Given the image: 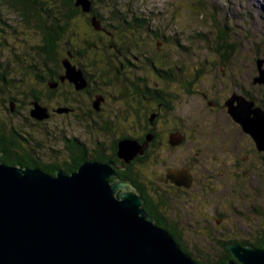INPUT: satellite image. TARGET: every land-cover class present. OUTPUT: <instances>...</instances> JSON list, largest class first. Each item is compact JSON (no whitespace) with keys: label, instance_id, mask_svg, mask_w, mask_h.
Segmentation results:
<instances>
[{"label":"flooded vegetation","instance_id":"obj_1","mask_svg":"<svg viewBox=\"0 0 264 264\" xmlns=\"http://www.w3.org/2000/svg\"><path fill=\"white\" fill-rule=\"evenodd\" d=\"M0 1V45L13 47L12 44L15 42L16 20L13 21L10 18L11 15L14 19L19 16V22L24 28L32 27L33 19L39 23L37 25L44 33L42 45H46L47 52H49L48 46L51 41L59 45L58 40L62 39V36L59 31H50L49 25L52 21L47 24V13L35 10L34 12L26 6L17 8L18 0ZM20 1L26 4L30 0ZM87 19L89 21V15ZM88 26L96 31L91 23L88 22ZM133 26L114 24L107 33L113 36L117 31L133 30L130 29ZM47 28L52 34L47 30L45 34L44 29ZM162 42L170 41L164 37ZM94 43L95 41L87 42L89 45L87 51L94 46ZM132 44L135 50L144 52L140 42L136 41ZM161 44V42L157 43L159 49H163ZM110 46L115 47L120 54L124 51V48L118 46L114 40ZM67 51L60 65L55 64L58 68L52 70L47 68V73L35 71L33 74L34 79L45 87L42 88L43 90H32L30 94L28 103L30 117L25 118L29 121L27 124L29 128H36L46 120L40 121L32 117L31 109L34 102L48 108L49 118L52 115L51 106L46 104V85H48L49 95L54 94L56 89L64 84L72 86L77 94L85 92L89 96L93 95L94 85L89 81V73L74 61L75 56L79 55L73 53L74 50L70 47ZM134 56L138 59L140 57ZM65 58H69L72 64L83 70L88 80L86 88L78 90L68 79L61 80L66 72L63 64ZM44 59L41 57V60ZM144 59L150 61L149 77L138 74L135 81L130 78L131 82L127 80L128 85L133 86L132 93L135 98L141 102V109L129 108L131 103L126 87L125 93L121 95L128 103V107L121 110L128 113L124 116V121L128 122L132 115L143 132L134 135L123 134L111 145L101 141L90 145L77 135L73 137L64 135L63 145L64 148H68L69 153L62 162H46V157L41 155L42 144L30 130L22 134L13 127L7 128L0 124V130L5 135L2 140L13 144L14 152H20L32 158L26 166L30 168L42 170L46 169V166L53 167L57 164L75 168L85 161H113L116 175L112 176L111 180L130 183L127 190H134L142 197V206L145 211L160 227L167 229L174 236L182 250L199 263H228L234 258L229 247L231 244L263 247L264 152L258 149L253 137L244 131L241 124L234 120L227 106L231 96L240 95L247 100H253L255 106L264 109L263 101L259 102L252 93L251 88L258 85L253 82L254 76L244 77L242 72L236 71V68L234 72L228 71L227 62H218L213 54L212 57L205 59V64L202 63L189 72H186L187 66L177 63L163 68L156 65L155 61H151L148 56ZM51 63L47 62L44 65L43 62V69L46 70V66ZM35 67L38 66L35 64ZM208 67L218 70L206 71ZM124 68H126L125 72L129 73L139 70L140 67L126 59V62H120V65L115 66L116 78ZM31 69H35L31 64L25 65L21 73L29 74ZM10 73L5 70V66L0 61V79L10 80ZM206 73L208 76L203 77ZM251 78L253 84L250 81ZM51 79L52 82H50ZM2 84L7 83L0 82V85ZM248 87L251 88L248 89ZM104 98L105 96H102L99 99V109L95 107V101L91 103L97 115L103 114L100 111L107 100ZM144 100L148 104L143 103ZM79 101L81 100L76 96L65 97L63 102L59 101L61 106L55 110L58 113L71 115L75 111L74 105H77ZM12 102L14 107L18 105V99L14 97H11ZM235 104L238 103L235 102ZM59 108H67V110L59 112ZM4 110L8 111V107L5 106ZM10 112L18 114L15 109L10 108ZM83 114L89 115L87 112ZM87 119L90 122L88 125H98L92 115H89ZM103 121L109 122L105 119ZM126 137H131L144 146L143 154H138L129 163L123 162L118 155V141ZM73 141L77 143V146L71 144ZM70 145L75 148L72 149ZM0 148L3 157L5 148L1 146ZM167 154L170 156L168 161H166ZM149 163L156 166L160 163L161 167L151 173H145L142 167ZM213 251L216 252L217 259L210 257L213 256Z\"/></svg>","mask_w":264,"mask_h":264},{"label":"rangeland","instance_id":"obj_2","mask_svg":"<svg viewBox=\"0 0 264 264\" xmlns=\"http://www.w3.org/2000/svg\"><path fill=\"white\" fill-rule=\"evenodd\" d=\"M263 5L264 0H92L93 11L96 7L102 15L99 19L100 29L93 31L88 26V22L93 26L92 21L95 16L93 11L84 12L81 9L82 12L70 19L67 29L60 33L62 39L58 40L57 55L60 56L59 59H62L65 54L67 55L66 50L69 47L82 53L81 57L75 56L74 61L89 73V81L94 85L93 95L89 96L85 92L77 94L69 84L58 87L54 94L49 95L48 85H46V104L51 106L52 115L33 129L27 126L29 121L25 119L30 117L28 104L30 94L32 90H43L42 88L45 87L34 79L33 74L35 71L47 73V68L52 70L58 67L51 63L46 66V70L43 69V60L37 49L35 50L42 45L44 39L42 28L37 25L39 23L33 19L32 27L24 28L19 22V16L14 19L11 15L10 18L13 21L16 20L15 42L12 44L13 47L0 45V61L5 66V70L11 72L8 83L0 85V124L7 128L13 127L22 134L30 130L42 144L41 155L46 157V162L65 160L69 151L63 145L64 135L67 137L77 135L90 145H95L98 141L111 145L123 134L141 133L143 129L134 121L135 118L132 115L128 122L124 121L123 118L128 113L121 110L128 107V103L121 95L125 93L126 87L131 103L129 108L141 109V102L135 98L132 93L133 86L128 85L127 80L135 81L138 74L149 77L150 61L144 58L148 56L151 61H155L156 65L163 68L176 63L187 66L186 72H189L192 68L194 70V67L202 65L207 57H212V54L216 53L215 50L222 47L219 43H226L221 39L225 38L228 40L227 48L230 49L229 54L225 53L228 54L227 70L234 72L236 68V71L242 72L244 77H252L257 74L256 58L264 57ZM113 8L120 11L122 15H129L128 17L125 15L128 21L132 20L133 16L145 21L140 23L142 25L138 26L134 33L130 30L117 31L116 35L111 36L107 31L110 30L111 25L119 24L111 20L110 10ZM87 15L90 16L89 21ZM51 16L47 14V24L51 23L53 14ZM62 18L65 20L64 15ZM130 29L135 30L133 27ZM164 37H167L170 42H162ZM112 40L124 48L122 54L118 53L115 47L110 46ZM88 41H95L89 51H87ZM131 41L140 42L144 52L135 50ZM159 42L162 43L160 46L163 49H159L157 45ZM134 55H139L143 59L140 57L138 59ZM126 59L140 67L139 70L126 73V68L122 69L116 78L115 66L120 65V62H126ZM30 64H36L38 67L31 69L29 74H22L25 65ZM209 70L218 69L206 68V71ZM207 76L206 73L203 77ZM52 81L51 79L50 82ZM250 81L252 83V78ZM255 86L257 87H248V89L251 88L253 96L264 104V86L259 84ZM101 95L107 100L100 111L103 114L97 115L91 103L99 100ZM73 96L81 101L74 105L75 111L71 115L56 112L55 109L61 106L59 101L63 102L65 97ZM11 97L18 99V105L14 107L18 114L10 112ZM143 103L148 104L146 100ZM5 106L8 107V111L4 110ZM84 112L92 115L98 125H88L89 115L85 116ZM104 119L109 122L104 123ZM60 150L62 152H55ZM169 157L167 154L166 161ZM160 167V163L157 166L149 163L142 169L145 173H151ZM210 257L218 258L215 251Z\"/></svg>","mask_w":264,"mask_h":264},{"label":"water","instance_id":"obj_3","mask_svg":"<svg viewBox=\"0 0 264 264\" xmlns=\"http://www.w3.org/2000/svg\"><path fill=\"white\" fill-rule=\"evenodd\" d=\"M75 5L84 12L93 11L92 0H75ZM92 23L100 29L96 15ZM221 39L226 42L219 43L224 48L213 55L218 62H227L228 40ZM255 62L253 82L264 86V57ZM63 64L66 72L61 80L68 79L78 90L86 88L83 70L69 58ZM99 103L94 102L97 109ZM227 106L264 152V109L240 95L231 96ZM31 115L40 121L50 116L48 108L38 102L33 103ZM143 152L144 146L131 137L118 141L123 162ZM114 175L110 160L85 161L70 173L58 169L52 174L8 165L0 152V264H198L145 211L142 197L127 190L131 184L112 181ZM229 247L234 258L218 264H264V246Z\"/></svg>","mask_w":264,"mask_h":264},{"label":"trees","instance_id":"obj_4","mask_svg":"<svg viewBox=\"0 0 264 264\" xmlns=\"http://www.w3.org/2000/svg\"><path fill=\"white\" fill-rule=\"evenodd\" d=\"M25 6L31 8L33 11L35 10L36 12L43 11L45 14L47 13L49 16H51V14H53L52 24L49 25L50 31H52V30L57 31V32L59 31L60 33H62L63 31H65L67 29V27H68L67 24H69L70 19H72L74 16H76L80 12H82L81 8L75 6V0H30L28 3L26 2V4H25V2H21L20 0L17 1V8H24ZM55 13H57V14H55ZM93 13L97 16L98 19H100L102 16L97 11L96 7H94ZM62 14L65 17V20L62 18V16H63ZM125 15L126 14L122 15L120 13V11H118L116 8L115 9L113 8L110 10L111 20H113V21L115 20L120 25H128V26L134 25L133 28L138 29V26L142 25V24L140 25V23L145 21L144 19H141L139 17L136 18L135 16L132 17V20L128 21L126 19V16L128 17L129 15H126V16ZM45 30L49 31L48 28L44 29L45 34H46ZM121 30H123V29H121ZM130 32L133 33L134 31L130 30ZM48 48H49V52H47L46 45H41L40 47H36L35 50L37 49L39 56L43 57V59L45 57V59L43 60L44 65H46L47 62H52L54 64L60 65V62L62 59H59L60 56L57 55L58 54L57 51H59L58 50L59 45L54 44L51 41ZM67 53H68V51H67ZM73 53H75L76 55L78 54L80 57L82 54L81 52H78V51H74ZM32 68H36L35 65H32ZM8 81H9L8 79H0V82L8 83ZM2 137H5V135L0 130V146L2 148H5L4 149L5 155H3V157L1 156L2 160L8 165H18V166L26 167L31 162L32 158L25 156L23 153L14 152L13 151L14 145L9 143V141H6V140L3 141ZM74 141L71 144L73 146L74 145L77 146V143H75ZM74 148L75 147H72V149H74ZM0 150H1V148H0ZM72 151L74 152V150H72ZM59 166L60 165H58V164H57V166H53V167L46 166V169H42V170L45 172L54 174L56 172V170L60 169V167H62L61 169L68 172V173L78 169V166L77 167L75 166V168L71 167V166L70 167L69 166H60L59 167ZM197 263L198 264H205V263H199V262H197Z\"/></svg>","mask_w":264,"mask_h":264},{"label":"bare ground","instance_id":"obj_5","mask_svg":"<svg viewBox=\"0 0 264 264\" xmlns=\"http://www.w3.org/2000/svg\"><path fill=\"white\" fill-rule=\"evenodd\" d=\"M74 2V1H73ZM65 4V3H64ZM67 5V4H66ZM65 5V6H66ZM64 6V5H63ZM68 8V7H67ZM90 23V22H89ZM134 33V32H133ZM118 44V43H117ZM121 50V49H120ZM128 61V60H127ZM125 69V68H124ZM124 75V74H123ZM136 83V82H135ZM114 92V91H113ZM127 135V134H126ZM82 144V143H81ZM85 149V148H84ZM81 156V155H80ZM87 159V158H86ZM118 160V159H117ZM135 167V166H134Z\"/></svg>","mask_w":264,"mask_h":264}]
</instances>
